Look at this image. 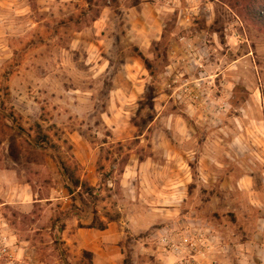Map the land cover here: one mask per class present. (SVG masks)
I'll use <instances>...</instances> for the list:
<instances>
[{
	"label": "clouds",
	"instance_id": "9594fccd",
	"mask_svg": "<svg viewBox=\"0 0 264 264\" xmlns=\"http://www.w3.org/2000/svg\"><path fill=\"white\" fill-rule=\"evenodd\" d=\"M0 264H264V0H0Z\"/></svg>",
	"mask_w": 264,
	"mask_h": 264
}]
</instances>
